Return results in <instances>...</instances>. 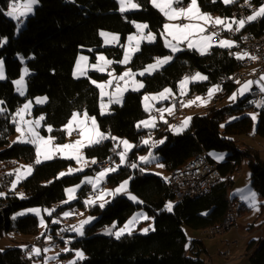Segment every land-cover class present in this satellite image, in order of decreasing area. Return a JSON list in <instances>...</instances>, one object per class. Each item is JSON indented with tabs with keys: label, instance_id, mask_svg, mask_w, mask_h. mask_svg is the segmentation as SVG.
Returning <instances> with one entry per match:
<instances>
[{
	"label": "trees",
	"instance_id": "1",
	"mask_svg": "<svg viewBox=\"0 0 264 264\" xmlns=\"http://www.w3.org/2000/svg\"><path fill=\"white\" fill-rule=\"evenodd\" d=\"M19 1V0H17ZM23 1V0H20ZM190 0H184V5ZM13 0H0V59L3 60L6 80L0 82V100L6 109L0 114V168L15 166L18 162L29 163L33 167L32 174L19 183L14 189L0 193V235L16 231L24 237L39 235V222L31 215H19L23 209L41 207L54 209L55 215L72 207H77L95 215L97 219L84 228V235L76 238L61 223L51 226L49 233L53 240L56 235H71L70 249L80 250L85 258L76 264H204L202 255L205 253L202 241L188 242L184 226L194 230H205L221 223L227 213V195L230 182L225 180L214 186L211 191L197 199H184L175 203L174 197L166 180L155 175H145L140 168H131L139 155L148 152L149 146H142L143 137L149 133L154 140L164 139V143L155 149L168 169L178 167L186 160L197 155L202 149L231 153L227 163L219 165L223 178L237 170L240 160H248L250 182L258 197L264 201V158L248 150L239 151V138L250 135L254 126L249 116L245 115L233 121L234 116L252 108L247 104V97L234 106L222 105L207 110L192 118L188 130L174 134L168 125L158 123L154 130H138V123L147 115L142 108L143 94L159 92L170 88L177 93L178 82L184 76L202 73L208 79L203 83L191 84V94L204 93L210 86L216 85L223 77L241 71L233 49L211 48L205 55L195 50L183 49L173 60L160 71L151 76L139 77L144 87L139 92H128L122 103L112 105L111 113L101 115L98 88L91 78L101 79L98 73L89 72L87 77L75 79L72 71L78 54L90 56L91 62L96 55L103 53L113 63L119 62L123 56V43L126 36L134 32V23L144 22L156 40L152 44H142L129 67L136 72L144 69L157 58L170 54L165 47L161 32L165 18L149 0H137L140 10L131 13L118 11L115 0H39L34 14L30 16L24 27L16 35L17 24L9 19L4 12ZM245 0H235L224 4L222 0H198L201 11L216 15L223 19H241L239 5ZM264 0H250L255 8ZM101 31L120 34L119 46L104 48L100 36ZM242 34L261 36L264 33V17L247 23L241 29ZM2 39L6 43L2 45ZM32 73L26 80V97L15 93L13 82L20 77L22 62ZM116 71L122 67L113 66ZM236 89L235 84L225 83L223 90L226 96ZM38 96H47L46 107H34L35 115H43L44 126H51V135L56 143L65 139L64 126L74 112L85 113L95 117L100 131L117 139L127 138L134 143V149L128 156L124 167L112 172L107 177V185L117 186L128 179L126 192L113 199L104 208L85 205L82 198L87 195L88 186L82 187L77 193L73 204L65 205L66 188L79 181L80 176L59 177L61 170L72 163L68 160L55 158L41 164H35V149L31 145L11 143L16 124L13 115L25 99L34 100ZM223 125V127H221ZM44 135L45 129L41 130ZM255 134L264 139V108L260 111ZM112 139L85 148L87 158L97 162L111 158ZM3 189V190H2ZM131 192L142 201V205L133 206L122 195ZM23 194L21 198L20 194ZM168 203L173 204L171 212L165 211ZM59 206V208H58ZM143 209L153 219V230L146 235L134 233L123 235L119 240L113 235L105 234L106 229L114 231L121 227L136 210ZM64 231H61V230ZM251 249V247H250ZM24 250L17 247L6 248L0 252V264H35L33 255L24 257ZM70 253L60 256L67 259ZM249 264H264V243L259 245L249 256Z\"/></svg>",
	"mask_w": 264,
	"mask_h": 264
},
{
	"label": "rangeland",
	"instance_id": "2",
	"mask_svg": "<svg viewBox=\"0 0 264 264\" xmlns=\"http://www.w3.org/2000/svg\"><path fill=\"white\" fill-rule=\"evenodd\" d=\"M118 4V11H119V3H118V0H115ZM223 1V0H222ZM18 3H21L23 4L25 2V0L23 1H17ZM133 2L135 3H138L137 1L133 0ZM190 2V1H189ZM188 2V3H189ZM149 3L151 4L150 0H149ZM264 4V3H263ZM38 4L34 5L33 6V12L31 14H28L27 16H24V17H21L20 20L22 19V23H20L19 21L17 20H14L12 19L11 17H8L9 19L13 20L17 25L19 23V27L16 28V35L19 33V31L24 27L25 25V22L26 20L32 16L34 14V11H35V8L37 7ZM152 6V4H151ZM183 6H187V4L183 5ZM153 7V6H152ZM141 6L137 9H129L128 11L124 12V14H127V13H131V12H135V11H138L140 10ZM259 7H255L253 8V11L249 14L251 15L254 11H256ZM156 9V8H155ZM8 10V9H7ZM158 10V9H157ZM159 11V10H158ZM120 12V11H119ZM160 12V11H159ZM212 16L213 18L215 17H219V16H216V15H210ZM164 17V16H163ZM165 18V17H164ZM221 18V17H220ZM246 18V17H245ZM262 18V17H260ZM260 18H257L256 20L260 19ZM223 19V18H221ZM242 19V18H241ZM233 20V19H232ZM237 20V19H236ZM255 20V21H256ZM228 21H231V20H228ZM188 21H185V20H178V21H168L166 18H165V23H187ZM254 22V21H252ZM252 22H249V23H252ZM138 23H144V22H136L134 23V32L127 35L126 36V39L122 45L123 47V56H122V59L124 58V53H125V49L129 47V40H128V37L129 36H138V33H137V29L135 27V24H138ZM235 25H233L234 27ZM148 30H145V34L147 33ZM101 32H106V33H109V34H112V35H116L119 37V40L118 41H113L111 43H108V44H105V38L102 37L101 35V39H102V44H103V47L104 48H109V47H116V46H119L120 45V42H121V37H120V34L118 33H114V32H109V31H101ZM100 32V33H101ZM162 39H163V43L165 45V41H164V37L162 36ZM169 40H171V37L169 36L168 37ZM221 39H227V40H231L234 42V46L231 48L233 49L235 47V41L231 38H221ZM219 39V40H221ZM219 40H214V38L212 39L211 41V44L213 45V47L211 48H216L217 44L219 43ZM6 43V39H2V45H4ZM132 44H135V40L131 42ZM154 43V42H153ZM174 43V41H173ZM142 44H152V43H148L146 40L144 41H141L140 42V46ZM179 47L183 50V49H189L187 47V43H182L179 45ZM167 48V47H166ZM211 48L209 50H211ZM217 48H221V47H217ZM168 51L170 52L169 55L167 56H172V60L173 58L175 57L176 54H178V52L176 53H173L169 48H167ZM223 49H229V48H223ZM181 50V51H182ZM189 50H195V49H189ZM208 50V52H209ZM196 51V50H195ZM180 52V51H179ZM198 54H200L198 51H196ZM137 53V52H136ZM134 53L133 56L136 54ZM201 55V54H200ZM81 56H84V57H87V62L85 63L84 61H81V67H82V70L86 72V75H83V76H79L78 78L77 77H74L75 79H79V78H83V77H87L88 76V73L89 72H94V73H98L99 75L103 76L104 78H101V79H95V78H91V82L94 80L96 81L97 83H100V84H105L107 83V81L109 79H111V77H109L108 75V72H112L113 74V77L115 76H119L121 74H123L125 71L131 69L129 67V64H121L119 62H116V63H112L111 65L107 66V68L104 70V71H98L96 68L94 67H91L92 65H97L98 63L99 64H103V61H99L97 60V57L99 56H103L106 58V56L103 54V53H99L96 55V60L94 62H91L90 60V56L85 54V53H80L78 54L77 56V59H76V62L77 60L79 59V57ZM132 56V58H133ZM163 58V57H162ZM107 59V58H106ZM109 60V59H108ZM120 60V61H121ZM132 60V59H131ZM171 60V61H172ZM0 61H3L2 59H0ZM20 61L22 62V69H21V75L23 74V71L24 69L26 68L28 70V75L25 76V88H26V80L27 78L32 74L28 67L26 66V60L24 59H20ZM169 61V63L171 62ZM76 62H75V65H74V68H73V71H72V75H73V72L75 70V66H76ZM156 60L150 64H153L155 63ZM169 63L159 67L157 70L153 71L151 74H148V73H145V75L143 76H140L138 75L139 72L143 71L144 69L142 70H139V71H132L133 73H137V75H135L132 80H128V90L126 92H124L123 94V97L125 96V94H127L128 92H139L142 90V88H140L139 90H136V91H133L132 90V86H133V81H136V82H139V83H142L141 80L139 79L144 77V76H151L153 75L154 73L160 71L161 69H163L165 66H167ZM120 65L122 68L119 70V71H116L114 69V65ZM148 66V65H147ZM146 66V67H147ZM3 67H4V64H3ZM145 67V68H146ZM4 73H5V68H4ZM199 73V72H197ZM196 73H194L193 75L191 76H184L179 82H178V87H177V93H174L170 88L171 90V95L167 98V99H163V100H154V99H151V97H154V96H158L159 93L163 92V90L159 91V92H156V93H150V94H143L142 96V108L144 110V112L146 113V117L143 118L141 121H149L152 117H155V125L157 126L158 123H165V121H172L174 119L175 116H179L181 122L187 118V117H191V120L187 126V128H185L182 132H180L179 134L185 132L186 130L189 129L190 125H191V121H192V118L196 115H200V114H203L205 113L207 110L211 109V108H214V107H220L222 105H228V106H234V105H237L239 104L242 100H244L249 91L246 92L243 96H240L238 95L237 96V99L235 101H232L230 100V97L236 93L238 91V89L241 87L242 84H244L245 82L249 81L248 79H246L245 81H239V83H236V89L233 90L230 94H228L225 98H221L219 102L215 103V104H211L210 103V100L208 101V103L206 105H201L199 102L195 103V104H192L191 106H188V107H185L183 106V108L180 109V106L174 104L171 102V98L174 97V98H179V100L181 102H183V104H187L188 101L190 100H195V98L197 96L201 97V98H204V99H207L205 97L202 96L201 93H193L191 94V84H197V83H203L205 82L206 80H197V81H190L187 85V91H186V94L185 95H181V90H180V82L182 80H184L185 77H192L194 76ZM201 75H203L202 73H200ZM20 75V77H21ZM204 76V75H203ZM5 77H6V73H5ZM17 78L16 80L20 79ZM125 79H128V78H125ZM6 78L4 80H0V82H3L5 81ZM15 80V81H16ZM93 84V83H92ZM116 84H117V81L113 80V83L112 85H110L108 88L105 89L106 92H109V93H112V92H115L116 90ZM14 85V83H13ZM95 86V84H93ZM119 85L121 88L125 87V82L124 81H119ZM96 87V86H95ZM215 87V85L213 86H210L208 88V90L210 88H213ZM14 88H15V93L17 95H19L20 97L22 98H25L26 97V91H25V95L24 96H21L17 91H16V87L14 85ZM207 90V91H208ZM98 91H99V96H100V89L98 88ZM145 96H148L150 97L149 100L145 101L144 97ZM44 98L46 97L47 100L45 103H37L36 102V99L37 98ZM36 97L34 100H30V99H25L24 102L21 104V106L19 108H22L23 105L27 102H31V115H25V119L26 120H35V119H38L40 116H43V115H35L33 110H34V107L35 106H39V107H46L48 104H49V99L47 96H38ZM104 102L107 104V101H108V96L106 95L104 98ZM123 100V99H122ZM100 101H101V97H100ZM121 104V103H120ZM145 104H148L150 105V111H145ZM114 105V104H111L109 105L108 107V110L106 112L105 115L107 114H110L111 111H110V108L111 106ZM115 105H119V104H115ZM99 107H100V102H99ZM0 108H3L2 105H0ZM18 108V109H19ZM161 108H173V112L172 114L170 115L168 112H164L163 114V119H161V113L158 111L159 109ZM264 108V106H255V107H252L250 109H247L245 110L242 114L238 115V116H234L232 119H230V121H233L235 119H238L242 116H249V118L252 120V123H253V126H254V130L253 132L250 134V135H246V136H242L240 137L238 140H239V143H238V150L239 151H245V150H248L250 151L251 153H255V154H258L260 155L261 158H264V139L261 138L259 135L255 134V129L257 127V124H258V121H259V116H260V111ZM17 109V110H18ZM16 110V111H17ZM100 112H101V109H100ZM3 113V112H2ZM16 113V112H15ZM15 113L13 115V117L15 116ZM79 113V112H77ZM1 114V113H0ZM80 117L79 119H83V113H80ZM252 114H256V120L254 121L252 119ZM72 117V115H71ZM70 117V119H71ZM18 119V118H17ZM69 119V120H70ZM68 120V121H69ZM138 124H140V122ZM88 123L90 124L91 122L88 121ZM68 124V122L65 124V126ZM170 125H173L172 122L169 123L168 125V128L171 130V128L169 127ZM65 126H64V130H65V139L62 143H56L54 141V144H70V143H74L76 140L80 139V135H79V129L75 127V125L73 126L74 127V130L71 132V135H69L68 131L65 129ZM47 126H44L43 124V121H41V127L39 129H37V131L40 133L41 136H44L45 138L49 137V136H52L51 133H49L47 131ZM156 127H145L143 126L142 124H140V127H138V130H154ZM42 129H45L47 134L44 135L42 133ZM172 131V130H171ZM173 132V131H172ZM174 134L178 135L177 133L173 132ZM19 133L16 131L15 129V133L13 134V136L11 137V143H13L14 141H16L17 137H18ZM53 137V136H52ZM121 140H127L130 144L133 145L132 149L127 153V157H126V160L124 162V164H120V156L118 155V158L116 159L115 161V164L113 165V167H116L117 170L121 167H124L127 163V160H128V156L129 154L132 152V150L134 149V143L132 141H130L129 139L127 138H124V139H117L116 141L118 142L119 144V150L120 152L124 151V146L123 144H120L119 141ZM144 140H148L149 143L146 145L143 143ZM161 140V139H159ZM159 140H154V138L152 137V134L149 133L147 136L143 137L142 139V146H149L148 148V152L144 155H139L138 158H137V162L135 163L137 165L138 168L140 169H144L143 171V174L145 175H155L157 177H160L164 180L167 179L168 177V169H167V166L161 162V159L159 158V156L155 155L154 154V151L156 148H158L159 146H161L162 144H156L155 147H152V144L154 142H157ZM164 140V139H163ZM17 144H21V143H17ZM22 145H31V144H22ZM32 147H34L33 145H31ZM93 146V145H92ZM91 147V146H90ZM85 148H88V147H85ZM85 148L82 149V154L84 156V159L89 161V163L87 165H83V162H81V164H78L76 162L75 159H67V158H62L61 154L60 153H57L56 156L53 158H60L62 160H68V161H71L72 163L70 164V166H68L67 168L61 170L58 174L59 177H73V176H76V175H79L80 176V179L79 181H77L76 183H74L73 185L67 187L66 189H69V188H73V187H76L77 185H79V187L77 188L76 192H75V199H72V200H69L68 199V195L66 193V200L64 201V204L65 205H68V204H73L76 200H77V193L79 192V190L84 187V186H92L91 184H88V183H82V181H85L86 177H90V178H93L95 179L97 174L101 171H97L93 174L91 173H88L87 170H88V167L90 166H93L95 164H92L91 161L93 159L91 158H87L85 153H84V150ZM35 149V148H34ZM152 153V156L155 157L154 160H152L151 163H148V164H145V163H142L140 162V157L141 156H148L149 153ZM208 155L210 157V159L217 163L218 165H223V164H226L227 163V158L228 156L231 155V153H228V152H218V151H210L208 152ZM223 156L224 158L222 160H218L216 159L217 156ZM52 159V160H53ZM35 160H36V152H35ZM48 161H51V160H46V161H42L41 163H44V162H48ZM40 163V164H41ZM160 163V164H163L164 167H157V164ZM89 164H92L89 166ZM133 164V163H132ZM29 166L31 164L29 163H25V162H18L15 166H10V167H1L0 168V172L1 171H7V172H11L14 174V178L12 180V183H11V188L12 187V184H13V181L16 180V169H20L21 166ZM32 166V165H31ZM118 166V167H117ZM83 167V170L82 171H77V172H74V173H71V174H67L68 173V170L69 168H73V169H76V168H81ZM136 167V168H137ZM132 168V167H131ZM33 169V167H32ZM132 169H135V168H132ZM116 170V171H117ZM24 169H21V172L23 173ZM33 171V170H32ZM103 171V170H102ZM237 171H240V176L237 175ZM61 172H64L66 173V175L64 176H60V173ZM115 172V171H114ZM112 172H110L105 178L104 180L98 185L97 189L96 190H100V187L101 185L107 180V177L111 174ZM32 174V173H31ZM30 174V175H31ZM30 175H27L25 178L21 179L19 181V183H21L22 181L26 180ZM231 179H232V182H230V186L228 188V191H227V194L228 196H230V199L233 200V201H240L241 203H243V207H245L247 210L245 209H241L242 207V204H241V207L237 210V212L235 213V217H236V224H237V227L236 229L232 230V231H228V232H225L221 235H218V236H215L213 238H209V237H206L203 235V231L202 230H194V229H191L187 226H184V232H185V235L187 236V240L188 242L189 241H194V240H200L202 241V244L204 245V247L206 248L207 250V255H203L204 257H207L209 259H211V261L213 262V264H223V262L225 263V261L229 264L232 260H230L229 262L226 260V259H222L221 258V253H223L224 251L226 250H223L224 248H226V246L224 247L223 246V243L224 245L225 244H232L233 242H237V244L235 246H233L231 248V252L236 255L238 257V260L235 261V263H232V264H249V255L255 251V249L261 245L262 243H264V238L262 240H260V242L258 243L257 246H255L250 254L248 255L247 253V248H248V244H249V241L252 240V238L249 237V233H250V230H249V227L251 225L254 226V228L256 229V234L255 236L253 237V239H255L256 241H258V239L260 238V234H259V231H262V235H264V201L262 199H260L256 193V191L254 190V188L252 187L251 185V182H250V170H249V166H248V160L243 158L240 160V163H239V166L237 167V170L235 172L232 173V175L230 176ZM128 181V185H127V189L129 187V180L126 179ZM124 180V181H126ZM122 181V183L124 182ZM17 183L16 186L19 184ZM122 183H120L119 185L117 186H109L107 185L106 189L101 191V192H111V191H114L117 187H119ZM15 186V187H16ZM14 189V188H13ZM93 189V187H92ZM100 192V193H101ZM252 192H255L256 193V208L258 210H254L252 207L249 206V202H246L244 200L241 199L242 196H246V195H250V193ZM99 193V195H100ZM123 192L115 195V196H105L104 199L106 201H108L109 203L115 199L116 197L120 196ZM90 196H88V193L87 195L82 198V200L84 201V204H85V201L86 200H89ZM236 198V199H235ZM99 201V200H97ZM96 201V206H99L98 203ZM103 202V201H101ZM169 204V203H168ZM166 204V205H168ZM172 204V203H171ZM86 205V204H85ZM107 205V204H106ZM105 205V206H106ZM173 205V204H172ZM88 206V205H87ZM91 207H93L91 204H90ZM77 208V207H76ZM30 209H40V213L39 215L33 213V212H30L29 210ZM173 209V208H172ZM47 210V211H46ZM77 210L79 211V214H78V223H80L82 220H85V219H88L89 217H93L94 219L91 220V222L86 226H89L91 225L96 219L97 217L95 215H90L88 212H85L83 209H80V208H77ZM165 211L167 212H171V211H168L166 206H165ZM49 212H51V215H49ZM20 213H24L23 215H31V216H34L37 218L38 222H39V235L41 236V238L44 240L45 244H46V247L45 249L42 251H40V255H38V259H36L34 256L33 257V261L35 264H43L42 263V258L44 260V264H53L54 262H56V260L58 259V261L62 260L59 258V256L64 253L66 254L67 252H64L63 249H61L63 246H60V249L58 248V242L56 241V243L52 244L51 242V237L49 235L50 231H51V226H57V225H60L61 221H60V218L61 216L64 214V211H62L59 216L55 215L56 211L53 209H48V208H41V207H31V208H27V209H23L22 211H20ZM21 215V216H23ZM136 215H146V212L143 210V209H140V210H136L135 212L132 213V215L127 219V221L121 226V227H118L114 232L118 231L120 228H123L124 225L133 217V216H136ZM41 220L44 221V225L41 226ZM53 221H58V223H53ZM73 226H77V225H72ZM71 227V228H72ZM84 227V228H85ZM143 229H149V231L147 232V234L153 230V219L152 218H149L147 220L145 219H138L137 222L134 224L133 226V231L131 234H134V233H139V234H142V235H146L143 233ZM124 235H128L127 233H125ZM73 236H75L76 238H81L82 236L81 235H78L75 231L73 233ZM114 236V235H113ZM39 236H35V237H24V236H12L11 234H3V235H0V252L4 251L6 248H12V247H17V248H20L21 250H25L26 249V246L27 244L31 241H35ZM248 237L250 238L248 240ZM73 238V237H72ZM115 238V236H114ZM33 240V241H32ZM47 250V251H45ZM76 251H80V250H69L68 253H70V257L69 259H71V261H78L79 259H77V257L75 256V252ZM46 256L45 257H42V253ZM221 252V253H220ZM232 255V254H231ZM31 256V255H30ZM233 256V255H232ZM51 257H56V259H50ZM234 257V256H233ZM39 260V262H38ZM65 260V259H64ZM59 261V262H60ZM59 262L57 264H59ZM210 263V262H209Z\"/></svg>",
	"mask_w": 264,
	"mask_h": 264
},
{
	"label": "snow or ice",
	"instance_id": "3",
	"mask_svg": "<svg viewBox=\"0 0 264 264\" xmlns=\"http://www.w3.org/2000/svg\"><path fill=\"white\" fill-rule=\"evenodd\" d=\"M152 6L160 11V13L168 20V21H178V20H185L188 21L187 23H165L163 25V31L161 32V35L164 37L165 41V47L169 48L173 53L179 52L182 49L179 47L182 43H187V47L189 49H195L198 51L201 55H205L208 53V50L213 47L211 44V41L213 37L218 36L219 32H209L208 28H217L221 27L224 30L227 31H235L239 32L244 26L252 21H255L257 18L264 17V4L259 6V8L254 11L251 15H248L246 18L242 19H233L231 21H228L227 19H221L220 17L213 18L207 13H204L201 11V8L198 4V0H190L189 3H187V6L184 5V0H150ZM213 2H216V0H213ZM235 0H223L224 4H230L234 3ZM39 0H25L23 4L18 3L17 0H13L8 6V10L4 12V15L11 17L14 20L19 21L21 17L27 16L28 14H31L33 12V6L38 4ZM118 3L120 5L119 11L121 13H124L128 11L129 9H137L140 7L138 3L133 2V0H118ZM246 4L250 5V0H245ZM0 11H3V9H0ZM233 25L236 27L233 28ZM19 27V23L17 25ZM135 27L137 29L138 36H129L128 40L130 42L129 47L125 49L124 58L123 60L119 61L121 64H128L134 53L140 51V42L146 40L148 43H153L156 40V36L150 31L149 25L147 23H138L135 24ZM145 30H148L145 34ZM100 35L105 38V44L111 43L113 41H118L119 37L116 35H112L106 32H101ZM171 37V40L168 39V37ZM135 40V44H132L131 42ZM174 41V43H173ZM217 47L221 48H229L231 49L234 46V42L227 39H221L219 40V43L216 45ZM237 59H243L245 57H248L247 52L243 53H236ZM250 59L255 60L256 57L252 56ZM98 62L103 61V64H97L92 65L91 67L96 68L98 71H104L107 66L111 65L113 63L112 60H108L103 56L97 57ZM172 60V56H165L163 58H157L156 62L153 64H149L146 68H144L143 71L139 72L138 75L143 76L145 73L151 74L153 71L157 70L159 67L169 63V61ZM81 61L87 62V57L81 56L76 62L75 70L73 72L74 77H79L86 75V72L82 70L81 67ZM28 75V70L25 68L23 71V74L21 75L20 79L14 81V85L16 87V91L21 95H25V76ZM109 79L107 83L100 84L96 81H92L93 84L97 88L100 89V109H101V115H105L109 105L111 104H120L122 103L123 94L128 90V80H132V78L137 75V73H133L131 69L125 71L123 74L119 76L113 77L112 72H108ZM5 73H4V67H3V61H0V80H4ZM128 78V79H125ZM208 79L206 76L201 75L200 73H196L192 77H185L184 80L180 82V90L181 95H185L187 91V85L190 81H197V80H206ZM113 80L117 81L116 84V90L115 92L109 93L106 92L105 89L108 88L110 85H112ZM119 81L125 82V87L121 88L119 85ZM260 81H264V76L260 77ZM239 83V81H237ZM254 83H258L255 81H247L244 84L241 85V87L238 89L236 93H234L230 100L235 101L237 99V96H243L246 92H248L252 85ZM144 85L142 83L133 81L132 90L136 91L140 88H143ZM260 91L264 93V84H260ZM220 90V86L216 85L213 88H210L208 90V97L207 99L201 98L197 96L195 100H190L187 102V104H183V106L188 107L192 104H195L199 102L201 105H206L208 101L212 98V96ZM108 96L107 104L104 102V97ZM171 95V90L168 88H165L163 92L159 93L158 96L151 97V99L154 100H163L167 99ZM145 101L149 100L150 97L145 96ZM47 100L46 97L44 98H37V103H45ZM257 106H264V101H258L256 102ZM4 101L0 100V105H3ZM6 109L0 108V113L4 112ZM145 111H150V105L145 104ZM161 113V119H163L164 112H168L170 115L173 112V108H161L158 110ZM31 115V102H27L23 105L22 108H19L15 116L13 117V121L16 124V131L19 133L16 141L13 143H21V144H31L35 148L36 152V160L35 164H40L42 161L46 160H52L57 153H60L62 158L67 159H75L78 164H81L83 162V165H87L89 161L84 159V156L82 154V149L85 147H90L92 145H97L102 143L104 140L112 139L113 141H116L117 138L114 136H111V134H105L104 132L100 131L99 125L97 124L95 117L88 116L87 112L83 113V119H79L80 113L74 112L72 114L71 119L68 121V124L65 126V129L68 131L69 135H71V132L74 130V125L76 128L79 129V135L80 139L76 140L74 143L70 144H54L55 137L49 136L45 138L44 136H41L40 133L37 131L41 127V121L45 119L44 116H40L38 119L35 120H26L24 117L25 115ZM18 118V119H17ZM256 114H252V119L256 120ZM155 117H152L149 121H141L140 124H142L145 127H156L155 125ZM191 120V117L185 118L179 126L170 125L169 127L171 130L177 134L182 132L185 128H187L189 122ZM88 121L91 123L89 124ZM167 123V121H165ZM140 124L137 125V127H140ZM223 127V125H221ZM47 131L50 133L52 132L51 126L47 128ZM120 144H123L124 151L119 153L120 156V164H124L127 153L132 149L133 145L130 144L127 140H121L119 141ZM144 144H148V140L143 141ZM163 144L164 140L161 139L157 142H154L152 144V147H155L156 144ZM224 157L217 156L216 159L222 160ZM140 162L148 164L151 163L152 160L155 159L154 156H152V153L150 152L148 156H141ZM97 161L93 159L91 161L92 164H95ZM132 168H136L137 165L135 163L130 165ZM118 167V166H117ZM157 167H164L163 164L158 163ZM21 169H24L23 173L21 172ZM32 166L29 165L27 167L21 166L20 169H16V180L13 181L12 187L15 188L16 184L19 183V181L23 178H25L27 175H30L32 173ZM83 167L81 168H69L67 174H71L77 171H82ZM116 167L112 168H105L103 171L99 172L95 179L86 177L85 181H82V183H88L91 184L93 189L96 190L98 185L104 180V178L110 173L116 171ZM141 171H144V169H141ZM66 173L61 172L60 176H64ZM127 185L128 181H124L119 187H117L114 191L111 192H101L100 195L93 198H89V200L85 201L86 205L95 204L97 200L103 201L100 203V207L104 208L105 204L108 203L104 199L105 196H115L121 192L127 191ZM79 185L73 188L66 189V193L68 195V199L72 200L75 199V192ZM0 195H3L0 193ZM21 198H23V194H20ZM129 199L138 202L137 198L135 196L129 195ZM242 200L249 202V206L252 207L254 210H258L256 208V193L252 192L250 195L242 196ZM166 208L168 211H172L173 205L169 203L166 205ZM30 212H33L37 215L40 213V209H30ZM47 211V210H46ZM54 211V209H53ZM24 213H19V215H23ZM49 215H51V212H49ZM69 213L65 212L64 216L67 217ZM149 219L146 215H136L133 216L125 225L123 228H120L118 231L113 233V229L116 227L115 224L112 225V228L106 229L105 234L107 235H114L117 240H119L125 233L128 235H131L133 231V226L137 222L138 219ZM94 219L93 217H89L88 219L82 220L79 225L73 226L72 231H75L78 235H84V227L85 225L89 224L91 220ZM53 223H58V221H53ZM44 225V221L41 220V226ZM61 231H64L63 229ZM144 234H147L149 229H143L142 230ZM67 243V241H66ZM40 249L33 248L32 253L33 255H40ZM47 251V250H45ZM64 252H68L69 249L65 247L63 249ZM75 256L79 260H83L85 258L84 253L82 251H76ZM50 259H56V257H51ZM69 264H76V261H70Z\"/></svg>",
	"mask_w": 264,
	"mask_h": 264
},
{
	"label": "built area",
	"instance_id": "4",
	"mask_svg": "<svg viewBox=\"0 0 264 264\" xmlns=\"http://www.w3.org/2000/svg\"><path fill=\"white\" fill-rule=\"evenodd\" d=\"M239 7H240L239 16L241 18L247 17L253 11V7L249 6V4H246V3L239 5ZM235 27L236 26H234L233 28ZM208 31L209 32H214V31L219 32L218 36L213 37L214 40H219L225 37L233 39L235 41V47L233 48V51H232V54L234 56H236L235 55L236 53H243V52H247L249 54L248 57H245L243 59H237V62L240 66H245L247 63L261 62V70L258 71V73H251L247 77H243V78H236L235 74L221 78L219 82L216 84L220 86V90L217 91L212 96V98L226 96V93L223 90V85L225 83L233 84L235 79H242V81H245L246 79H248L249 81H255L258 83H254L251 89L249 90V93L247 95V104L251 107H255L257 105L256 102L264 101V93L260 91V87H259L260 84H264V81H260V77L264 76V33L261 36L256 37V36L249 35V34H242L241 30L239 32H235V31L230 32V31L224 30L221 27H217V28L209 27ZM252 56H255L256 59L255 60L250 59V57ZM202 96L207 98L208 91H205L204 93H202ZM171 102L180 106V108H183V102H181L179 98L172 97ZM172 124L175 126H179L181 122H176L175 120H172ZM118 147H119L118 142L112 141L111 142V152H112L111 158L105 161L97 162L95 165L88 167L87 172L93 174L97 171H102L105 168H112L120 153V150ZM198 163L206 164V171L204 173V176L202 177H194V169ZM13 178L14 176H7L5 174H2V182H0V189L1 187L4 188V191L10 189ZM221 179H222V176L219 171V165L215 162H210L208 159V152L204 150V156H202V159L194 160L191 164L187 166V169H185L182 173H177V178L170 180L172 184L171 193L180 195V202L187 198L197 199L202 196H205L211 191L212 180H220V183H221ZM106 187H107V182L105 181L101 185L100 190H94L92 188H88V192H87L88 196L95 199V197H97L101 191L105 190ZM227 200L229 201V217L226 219L225 224L222 225L221 230L232 231L236 229L235 213L241 207V202L231 200L230 196L227 197ZM175 203H178V202H175ZM91 205L93 207L96 206V204H91ZM65 212L69 213V215L67 217H65L64 214L61 216L60 218L61 225L64 228L69 229L70 231L72 229L71 228L72 225H79L78 223L79 211L77 210L76 207H72V208H68L64 210V213ZM209 238H213V237H209ZM54 243H56V240H52V244ZM45 247H46V244L43 239H41L40 241L36 243H28L26 246V249L24 250L23 255L24 257L30 256V255L32 256L33 254L31 253H32L33 248H38L43 252ZM227 254H231L229 250H226L223 253H221L222 258L227 259ZM59 264H67V261L63 259L59 262Z\"/></svg>",
	"mask_w": 264,
	"mask_h": 264
},
{
	"label": "bare ground",
	"instance_id": "5",
	"mask_svg": "<svg viewBox=\"0 0 264 264\" xmlns=\"http://www.w3.org/2000/svg\"><path fill=\"white\" fill-rule=\"evenodd\" d=\"M241 71H238L235 74L236 78H243V77H247L248 75H250L251 73H258V71L261 70V62H253V63H247L245 66H241ZM237 81H242V79H235L233 84L236 85ZM224 97H216V98H212L210 99V103L211 104H215L217 102L220 101L221 98H225ZM181 109V108H180ZM176 122H181L179 116H175L174 119ZM172 122V121H171ZM202 156H204V150L202 149L197 155H195L194 157L186 160L185 162H183L181 165H179L178 167L172 169L171 171H169L168 177L166 179V183L170 189V192L172 191V184L170 180H173L175 178H177V173H182L185 169H187V166L189 164H191L194 160H200L202 159ZM208 159L210 162H213L209 155H208ZM206 171V164L205 163H198L195 166L194 169V177H202L204 176V173ZM238 176H240V171L236 172ZM2 174H5L7 176H14L13 173L11 172H7V171H2V173L0 172V182H2ZM226 181L227 183L230 182L231 177L230 174L227 176V178H223L221 179V183L223 181ZM220 183V180H212V188L216 185H218ZM174 197V202H180V195H176V194H172ZM228 194L226 195L225 199L227 201V213L225 215V217L223 218V220L221 221V223L215 227H211L208 229L203 230V235L207 236V237H215L218 235H221L225 232H228V230H221L222 225L225 224L226 219L229 217V201L227 200ZM12 236H21L19 233H17L16 231H13L12 233H10ZM42 238H37L35 241L33 242H29V243H36L38 241H40ZM234 257L231 254H227V261L229 262L230 260H233ZM204 264H210L209 262H206Z\"/></svg>",
	"mask_w": 264,
	"mask_h": 264
},
{
	"label": "crops",
	"instance_id": "6",
	"mask_svg": "<svg viewBox=\"0 0 264 264\" xmlns=\"http://www.w3.org/2000/svg\"><path fill=\"white\" fill-rule=\"evenodd\" d=\"M21 21H22V19H21ZM90 165H92V164H89V166ZM88 188H92V186H88ZM236 199V198H235ZM97 203H98V205H100V203H102L100 200L99 201H97ZM109 203V202H108ZM108 203H106V204H108ZM105 204V205H106ZM242 204V207H241V209H245V210H247L245 207H243V203H241ZM98 207H100V206H98ZM105 207V206H104ZM101 208V207H100ZM236 227H237V224H236ZM249 230H250V233H249V237L250 238H252V240H250L249 241V244H248V248H247V253H248V255L250 254V252H251V250L255 247V246H257L258 245V243L260 242V240H262L263 238H264V235H262V231H259V234H260V238L258 239V241H256L255 239H253V237L255 236V232H256V229L254 228V226L253 225H251L250 227H249ZM70 233H71V235L74 233V231H72V230H70L69 231ZM71 235H67V234H63V235H59V234H57L56 235V237H57V239H56V241L58 242V248L60 249V246H63L61 249H63V248H65V247H67L69 250H71L70 249V242H71ZM248 237V240L250 239ZM186 238H187V236H186ZM188 239V238H187ZM52 238H51V242H52ZM66 241H67V243H66ZM237 244V242H233L232 244H225L224 245V243H223V246L225 247L226 246V248L227 249H223V250H229L230 251V253L234 256V259L229 263V264H232V263H235V261H237L238 260V257L236 256V255H234L232 252H231V248L233 247V246H235ZM203 247H204V245H203ZM250 247H251V249H250ZM204 250H205V253L203 254L204 256L205 255H207V250H206V248L204 247ZM42 253V252H41ZM68 253V252H67ZM66 253V254H67ZM221 253V252H220ZM43 254V253H42ZM63 255H65L64 253H62L60 256H63ZM202 255V260H203V262L204 263H206V262H210V264H213V262L211 261V259H209V258H207V257H204ZM221 255V254H220ZM35 256V258L37 259L39 256L38 255H34ZM60 256H59V258H60ZM250 256V255H249ZM42 257H45L46 258V256L43 254L42 255ZM221 258H222V256H221ZM223 259V258H222ZM66 261H67V264H69V262L71 261V259H69V258H67V259H65ZM224 260V259H223ZM60 261V260H59ZM58 259L56 260V262H54L53 264H57L58 262ZM225 261V260H224ZM39 262V261H38ZM42 263L44 264V260H43V258H42ZM223 264H228L226 261H225V263L223 262Z\"/></svg>",
	"mask_w": 264,
	"mask_h": 264
},
{
	"label": "water",
	"instance_id": "7",
	"mask_svg": "<svg viewBox=\"0 0 264 264\" xmlns=\"http://www.w3.org/2000/svg\"><path fill=\"white\" fill-rule=\"evenodd\" d=\"M129 195L135 196V195L132 194L131 192H127V193H125V194L122 195V198L128 200L129 203H130L131 205H133V206H140V205H142V201H141L140 199H138V198L135 196V197L137 198V201H138V202H134V201H132V200L129 199ZM189 246H190V242H187V244H186V250L188 249Z\"/></svg>",
	"mask_w": 264,
	"mask_h": 264
}]
</instances>
